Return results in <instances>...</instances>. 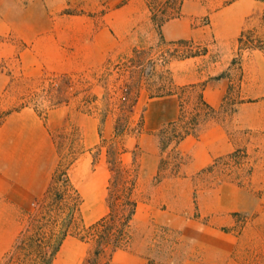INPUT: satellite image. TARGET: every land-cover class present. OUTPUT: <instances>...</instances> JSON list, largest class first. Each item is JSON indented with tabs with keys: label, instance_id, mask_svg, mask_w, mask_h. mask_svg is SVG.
<instances>
[{
	"label": "rangeland",
	"instance_id": "374dc122",
	"mask_svg": "<svg viewBox=\"0 0 264 264\" xmlns=\"http://www.w3.org/2000/svg\"><path fill=\"white\" fill-rule=\"evenodd\" d=\"M149 2L160 31L158 42L101 70L73 76L44 73L37 79L35 72L22 65L20 52L0 57V70L11 79L9 92H23L15 104L0 110V122L9 110L29 106L46 117L50 109L71 104L80 113L95 116L101 131L107 120L112 126L111 134L93 154L97 161L104 151L110 168L105 192L98 191L99 177L97 183L77 194L66 191L58 206L53 195L37 199L22 212L17 235L40 234L53 245L69 224L68 235L87 237L81 239L88 243L85 258L67 260L62 254L55 255L51 264H116L113 254L107 263L112 247L108 240L96 255L100 227L91 225L108 215L112 196L119 201L127 181L135 177L138 215L132 222L130 240L115 251L138 250L146 244L148 264H239L238 255L245 256L246 264L254 260L264 264V0ZM6 5V0H0V6ZM3 18L0 27L6 26ZM178 18L181 21L174 23L172 30L181 36L164 39L162 24ZM0 44L23 47L12 32L5 31L0 32ZM9 92L3 103L12 98ZM201 97L212 110L202 107ZM151 101L153 118L163 122L157 132L163 156L153 179L158 185L153 200L138 181L141 151L136 147L129 150L125 143L127 135L136 136L140 131ZM176 113L178 118L170 119ZM208 123L222 124L233 149L207 167L190 171V156L178 150V143ZM77 138L81 139V132ZM77 148L66 152L64 164L82 151L81 145ZM163 179L168 180V188L159 186ZM150 203H155L158 216L163 210L172 212V223L158 224L151 219L144 226L145 208ZM227 217L236 223L216 224ZM248 225L250 230L241 236ZM201 230L207 235L198 234ZM15 244L4 253L0 251V264H35L36 243L18 248Z\"/></svg>",
	"mask_w": 264,
	"mask_h": 264
},
{
	"label": "crops",
	"instance_id": "0c3cea01",
	"mask_svg": "<svg viewBox=\"0 0 264 264\" xmlns=\"http://www.w3.org/2000/svg\"><path fill=\"white\" fill-rule=\"evenodd\" d=\"M0 6V18H6V26L0 32H12L23 42L5 47L0 44V57L13 56L20 52L21 63L37 79L44 73L54 75H78L106 68L118 58L158 42L160 31L155 21L149 0H6ZM4 19V18H3ZM178 21V22H177ZM180 18L162 24V35L166 40L181 36L172 30ZM20 48L23 50L20 51ZM7 56V57H8ZM25 72V68L23 69ZM10 76L0 70V110L23 95L22 90H10ZM12 96L4 102V97ZM170 99H174L171 95ZM150 102L145 120L136 136L127 135L126 147L141 151V166L138 181L144 191L153 197L158 188L153 179L158 175L162 163V151L158 130L163 122L153 118ZM178 111V110H177ZM178 114L170 119H176ZM81 132V139L78 133ZM112 132L107 120L104 131L95 116L80 113L71 104H62L50 109L43 117L35 108L25 106L6 111L0 122V251L15 244L18 237L22 212L34 201L46 196L60 170L68 173L71 184L78 191L100 182V193L105 192L110 178V168L104 156L95 161L94 148ZM82 151L64 164L66 152ZM178 150L190 156V171L201 170L210 165L221 154L233 149L226 129L220 123H208L189 133L178 143ZM126 154V153H125ZM132 155L131 153H129ZM123 159V158H122ZM189 174V173H188ZM92 180H85V177ZM163 179L160 187L166 186ZM173 189V188H171ZM189 191V188H188ZM167 202V201H165ZM139 202L133 218L139 211ZM147 219L160 224H171L174 214L163 210L158 216L154 204L146 205ZM168 209L170 208L168 204ZM220 208V213H224ZM160 217V218H158ZM216 224H235L236 220L219 218ZM249 225L241 236L247 233ZM188 236L185 226H180ZM204 235L205 230L198 231ZM207 235V234H206ZM239 238V237H238ZM88 243L75 236H66L56 253L69 260L71 257L85 258ZM79 249H83L79 252ZM0 252V253H1ZM4 253V252H3ZM2 253V254H3ZM264 256V254H263ZM240 263L245 256H239ZM248 257V255H247ZM78 258V259H79ZM57 261V258L54 260ZM116 264H148L147 245L138 250H118L113 253ZM55 263V262H54ZM66 264L71 262L66 261ZM251 264H262L254 260Z\"/></svg>",
	"mask_w": 264,
	"mask_h": 264
},
{
	"label": "trees",
	"instance_id": "16d2710c",
	"mask_svg": "<svg viewBox=\"0 0 264 264\" xmlns=\"http://www.w3.org/2000/svg\"><path fill=\"white\" fill-rule=\"evenodd\" d=\"M240 41H242V38H240ZM200 104L202 107H204L206 110H212V107L201 97ZM193 124L195 125V120H193ZM66 177V178H65ZM60 183V186L58 184ZM126 183V182H125ZM136 185V179L135 177H132L129 179L125 186V194L123 197L120 198L119 201L112 199L109 203V212L108 215L105 216L103 219L98 220L94 224H92V227L99 228V235H98V241H99V247L100 250L96 249V255L102 251V248L104 247V242L108 240V242L111 244V249L109 250L108 260L107 263L110 262L113 252L121 247L122 245L126 244L130 238H131V227L134 215L136 213L137 209V201L134 197V189ZM61 189H60V188ZM66 191H72L76 194L78 193V190L71 184L70 178L65 170H60L58 174L55 177L54 184L50 187L45 197L53 195L54 201L56 206L58 204H62V201L64 200V196L66 194ZM118 198V196H116ZM39 202V201H38ZM73 215L70 218V223L73 221ZM54 220L57 221L55 218ZM69 224L66 226V228L61 232V236L55 244H50L51 242H47L45 240V237H39L40 234H38L37 237L33 236H26L23 237L19 235L17 238L16 244L14 245V248H18L20 245L28 246L32 243H36L37 254L35 255V259L33 260L35 264H51V260L56 255L62 240L69 234L68 230ZM93 230V229H92ZM90 231H88V235H90ZM23 237V238H22ZM79 237L82 240H87L86 235H79ZM91 262V259H88V263Z\"/></svg>",
	"mask_w": 264,
	"mask_h": 264
}]
</instances>
